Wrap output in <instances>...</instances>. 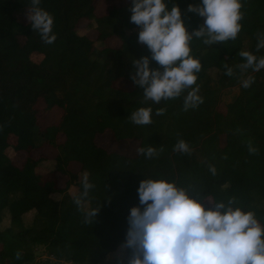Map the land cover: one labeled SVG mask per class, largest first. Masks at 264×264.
Masks as SVG:
<instances>
[{
    "label": "trees",
    "instance_id": "obj_1",
    "mask_svg": "<svg viewBox=\"0 0 264 264\" xmlns=\"http://www.w3.org/2000/svg\"><path fill=\"white\" fill-rule=\"evenodd\" d=\"M96 1L40 0L53 17L56 36L45 44L16 15L30 8L31 0H0V264H126L118 257L127 255L121 248L127 217L139 205L144 178L175 182L210 203L235 198L233 207L252 211L264 225V69L241 73L237 67L245 62L241 50L264 57V48L257 50L264 36V0H241V30L234 40L190 41L191 55L202 65L192 87H198L203 102L187 110L184 98L191 89L157 104L145 101L143 88L130 78L132 61L150 55L138 43V26L130 22L132 0L121 5L107 0L112 4L100 16ZM166 2L169 9L180 7L189 32L203 24V17L187 11L201 0ZM86 19L98 31L96 39L78 31ZM110 37L119 38L120 45L109 46ZM225 65L233 68V76L224 74ZM150 67L159 65L150 61ZM249 76L253 83L242 87ZM227 93L233 94L225 101ZM40 102L45 109L63 110L57 123L42 126ZM140 107H151V124L131 121ZM159 108L165 109L162 115H156ZM108 130L115 140H137L139 148L151 146L156 154L110 152L96 141ZM181 139L189 153L173 150ZM45 144L57 155L55 169L41 173L37 167L46 158L32 152ZM250 145L258 151L250 152ZM9 147L27 153L22 165L9 156ZM71 162L80 164L78 172L69 168ZM57 172L68 176L63 188ZM85 172L93 187L79 208L73 196L83 191ZM92 209L97 215L85 223V212ZM38 247L47 259L38 261Z\"/></svg>",
    "mask_w": 264,
    "mask_h": 264
},
{
    "label": "clouds",
    "instance_id": "obj_2",
    "mask_svg": "<svg viewBox=\"0 0 264 264\" xmlns=\"http://www.w3.org/2000/svg\"><path fill=\"white\" fill-rule=\"evenodd\" d=\"M40 0H31L27 20L45 44H51L56 36L52 32L53 17L42 9ZM241 0H201L189 4L187 11L204 18L203 24L189 32L178 5L169 9L166 0H132L130 22L138 26V43L146 45L150 55L132 61L134 71L130 78L143 88L145 101L159 103L162 99L184 98V109L203 102L196 84L201 61L191 55L190 41L204 38L203 43H225L234 40L241 30ZM264 48V36L259 38L257 50ZM245 62L237 65L241 73L249 68L253 72L264 69V57L252 52L238 53ZM155 61L159 67H150ZM225 75H234L233 68L225 65ZM253 77L242 79V87L248 88ZM165 109L156 110L162 115ZM130 119L137 125L152 123L151 107H140ZM174 151L189 153L188 143L179 140ZM140 154L152 157L156 149L143 147ZM255 153L256 148L249 146ZM213 175L216 168L210 166ZM83 191L73 196L74 203L83 208L84 198L93 185L88 173L81 180ZM139 205L130 209L128 228L121 248L127 252V264H264V225L252 211L233 207L235 198L210 203L190 194V190L178 187L166 179H143L138 187ZM207 202V206L206 203ZM98 210L85 212V223H91ZM20 258V253H16Z\"/></svg>",
    "mask_w": 264,
    "mask_h": 264
},
{
    "label": "rangeland",
    "instance_id": "obj_3",
    "mask_svg": "<svg viewBox=\"0 0 264 264\" xmlns=\"http://www.w3.org/2000/svg\"><path fill=\"white\" fill-rule=\"evenodd\" d=\"M130 0H116L113 2V4L116 5H121L129 2ZM112 4V2H109L107 0H97L96 1V14L98 16L103 15L108 12L109 6ZM27 10L28 8H21L20 10L17 11L16 15L17 18L20 21L27 22ZM88 19L81 21L78 24V31L81 34H88L92 39H96L98 37V31L94 28H90L88 26ZM139 31V29H136ZM106 42L109 46H119L121 43V40L117 37H110L106 39ZM121 86L124 87H129V84L126 82H122ZM233 93H227L225 96H223V99L229 100L231 99ZM38 108L40 110V117H41V123L42 126H48L51 123H57L62 115V109L61 108H51L50 110L45 109L44 103L40 102L38 104ZM219 108L222 110L225 109V103H221ZM10 141L15 144L17 143V138L15 136L10 137ZM97 144L103 146L106 148L108 151H116L121 154L125 155H130V156H135L138 154V149H139V142L137 140H128V141H117L113 138L112 132L109 130L105 132L104 134L98 135L97 139ZM7 152L11 158L18 164L22 165L25 162V159L27 157V153L25 151H17L13 147H9L7 149ZM32 155L35 158H40V157H45L46 159L42 160L41 163L38 165L37 170L40 171L41 173H47L54 168V158L57 155V149L50 146V145H44L39 149H36L32 152ZM80 164L77 162H71L69 165V168L74 171L78 172L80 170ZM57 177L59 179V186L60 187H65L66 182L68 180V176L57 172ZM75 189L74 187H70V190ZM37 256H38V261L39 260H45L48 258V255L45 254L43 247H38L37 249ZM63 264H67V262H63ZM127 264V261H126Z\"/></svg>",
    "mask_w": 264,
    "mask_h": 264
}]
</instances>
